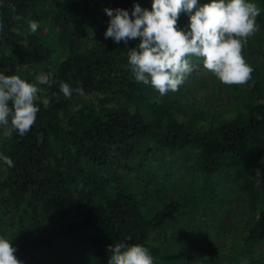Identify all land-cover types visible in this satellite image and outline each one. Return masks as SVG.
I'll return each mask as SVG.
<instances>
[{"label":"trees","instance_id":"obj_1","mask_svg":"<svg viewBox=\"0 0 264 264\" xmlns=\"http://www.w3.org/2000/svg\"><path fill=\"white\" fill-rule=\"evenodd\" d=\"M250 2L260 9L256 23L262 26L264 0ZM152 3L0 0V73L23 77L26 68L41 67L39 78L51 74L48 84L35 77L40 111L31 129L24 136L14 131L5 137L0 127V154L14 162L8 167L0 159V233L9 231L7 239L21 264H49L39 253L55 238L79 242L82 253L100 264H109L108 246L117 243L142 245L158 264H176L178 255L149 242L169 222L187 215L188 206L172 200L147 217L138 192L121 187L131 174L145 191L177 173L198 172L208 179L228 175L221 186L237 181L252 215L242 219V243L264 241V177H255L256 170L264 176V43L244 111L217 124L218 119L203 118L191 106L188 99L197 82L191 73L178 91L161 96L150 84L137 82L128 63V50L139 39L127 45L105 39L110 18L104 9H123L132 18L135 4L151 11ZM17 15L22 19L14 20ZM29 20L39 23L35 33ZM44 24L53 44L42 35ZM59 54L64 55L54 66L51 59ZM190 60L203 66L202 58ZM60 81L82 87L85 95L65 98ZM228 89L236 92L233 85ZM216 188L203 190L212 194ZM216 204L202 206L220 215L225 210ZM53 223L58 231L45 232Z\"/></svg>","mask_w":264,"mask_h":264},{"label":"clouds","instance_id":"obj_2","mask_svg":"<svg viewBox=\"0 0 264 264\" xmlns=\"http://www.w3.org/2000/svg\"><path fill=\"white\" fill-rule=\"evenodd\" d=\"M110 18L105 39L115 43L139 39V44L128 50V63L137 82L151 85L161 96L176 92L193 71L190 57L203 59V67L225 85H244L251 79L252 67L243 56L250 37L259 31L256 23L260 9L250 0H212L198 6V0H153L152 10L133 6L131 17L123 9H104ZM187 14L188 29L178 27L180 14ZM14 20H21L19 15ZM35 33L39 23L28 21ZM48 84L51 74L38 78ZM36 85L20 75L0 73V127L3 135L11 137L14 131L24 136L34 125L40 108L37 106ZM65 98L73 94L84 96L82 87L72 88L60 81ZM44 99L43 104L48 105ZM0 159L13 167V160L3 154ZM256 178L264 177L256 170ZM12 243L0 237V264H21L14 255ZM109 264H154L149 250L139 244L117 243L108 246Z\"/></svg>","mask_w":264,"mask_h":264},{"label":"rangeland","instance_id":"obj_3","mask_svg":"<svg viewBox=\"0 0 264 264\" xmlns=\"http://www.w3.org/2000/svg\"><path fill=\"white\" fill-rule=\"evenodd\" d=\"M200 1L203 2L202 6L212 2V0ZM179 20L182 30H190L187 14L181 13ZM258 26L259 31L248 39L243 49V56L252 69L259 65V51L264 43V23ZM42 29H44L42 35L44 37L45 34L47 35L49 45L53 44L54 40L50 32V38H48L49 26L44 24ZM63 55L52 57L51 62L54 66ZM192 68L191 74L197 82L196 87H192L193 93L188 100L194 103L191 106L203 118L204 114H209L212 121L218 119L217 124H221L230 120L234 114L244 111L248 93L246 90L249 85H252V78L244 85H233L236 92H231L228 85L221 83L211 72L204 69L202 64L192 65ZM26 70L28 72L21 78L37 85L35 77L40 73L41 67H29ZM177 118L179 121L184 120L181 116ZM227 178L228 175L208 179L198 172L177 173L162 184L150 185L145 191L142 189V183L131 174L126 177L121 187L138 192L147 217H152L172 200L181 199L185 202L184 205L188 206L187 215L169 222L158 231L156 240L149 242L165 254L178 255L176 264H186L187 261L190 264H210L211 262L213 264H264V241L251 246H245L241 241L245 233L243 217L250 216L251 213L247 201L241 195V185L237 181L231 182L226 189L221 186ZM211 186L217 187L216 193L210 194L203 190ZM208 203H217L216 205L225 211L219 215L209 207L210 210L203 208L202 205H208ZM15 225L16 222L13 221V226ZM52 225L46 226L45 232L56 233L58 226L54 223ZM0 235L7 239L10 233L3 229ZM82 246L79 242L55 238L52 245L41 250L39 257L49 264H100L90 254L82 253ZM240 249H250L251 252L243 255ZM153 261L154 264H158L155 259Z\"/></svg>","mask_w":264,"mask_h":264}]
</instances>
